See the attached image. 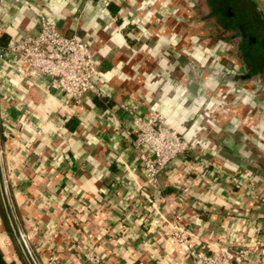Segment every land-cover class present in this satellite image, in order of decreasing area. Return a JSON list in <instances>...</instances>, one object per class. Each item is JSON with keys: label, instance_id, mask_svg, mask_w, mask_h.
Listing matches in <instances>:
<instances>
[{"label": "crops", "instance_id": "1", "mask_svg": "<svg viewBox=\"0 0 264 264\" xmlns=\"http://www.w3.org/2000/svg\"><path fill=\"white\" fill-rule=\"evenodd\" d=\"M194 8V0H0L8 41L37 32L41 18L86 41L103 92L74 101L44 76L4 80L5 64L25 65L0 45L2 164L32 250L74 263L93 243L100 264H191V250L250 245L251 228L264 223V153L254 147L264 142V83L248 76L261 64L252 56L249 66L234 47L235 60L209 66L221 38L196 29ZM122 105L160 113L193 143L156 183L138 166ZM4 127L13 133L3 136ZM176 214L189 250L171 234Z\"/></svg>", "mask_w": 264, "mask_h": 264}, {"label": "built area", "instance_id": "2", "mask_svg": "<svg viewBox=\"0 0 264 264\" xmlns=\"http://www.w3.org/2000/svg\"><path fill=\"white\" fill-rule=\"evenodd\" d=\"M5 51L20 60L25 67H13L8 63L3 68L4 80H22L31 75L44 76L50 89L61 92L63 97L79 101L86 93L102 97L103 92L95 85L97 62L95 54L86 41L75 34L64 35L47 18H41L39 29L27 33L20 39L8 41ZM131 116L133 148L141 171L149 181L158 180L160 173L178 157L185 156L193 143L176 129L166 125L162 115L152 111L141 115L134 106L122 105ZM2 134L13 133L4 127ZM182 217L175 215L171 226L172 236L186 246V234L179 226ZM251 243L241 247H219L207 252L188 251L191 264H241L251 258L256 264H264V223L251 228ZM27 239V238H26ZM32 249V248H31ZM39 264H100L102 255L97 246L89 243L75 262L64 260L57 251L44 254L42 249L32 250ZM42 262V263H41Z\"/></svg>", "mask_w": 264, "mask_h": 264}, {"label": "flooded vegetation", "instance_id": "3", "mask_svg": "<svg viewBox=\"0 0 264 264\" xmlns=\"http://www.w3.org/2000/svg\"><path fill=\"white\" fill-rule=\"evenodd\" d=\"M205 1L209 4V15L215 19L224 36L227 34V38L235 44L237 52L242 59L249 65L251 64L250 59H252V56L258 57V63L260 62L261 65L249 66L260 67L258 68L259 71L254 70L248 76L257 77L259 82L264 83V32L256 34V31L252 29L253 27L245 24L247 20L243 23L241 21L238 22L241 17L233 14L230 8L227 7L225 11L222 9L219 10L216 8L214 1ZM240 3L239 0H234L231 4H238V8L240 9Z\"/></svg>", "mask_w": 264, "mask_h": 264}, {"label": "rangeland", "instance_id": "4", "mask_svg": "<svg viewBox=\"0 0 264 264\" xmlns=\"http://www.w3.org/2000/svg\"><path fill=\"white\" fill-rule=\"evenodd\" d=\"M194 1H195V8L194 9H195V12L197 14V17L199 18L196 22L197 23L196 29L199 31L205 29L210 34L217 35L219 38H221L220 39L221 42L220 43L217 42V45H214V47H220V45H222V48H219L218 52H216L215 55L212 54V53H214V51H210V55H212V56H211V59H209V61L213 60L215 64L212 63V64H208V65L211 67L218 65L217 67H220L219 65H221V64H224V65L228 64V63H223V62L224 61H226V62L230 61V59H229L230 57L235 60V58L233 56V52L235 53V51H234L235 44L232 41H230L229 38H227V34H225V36H224V33L221 31L220 27L217 25L215 19L209 15V13H208V11H209L208 10L209 9L208 2H206L205 0H194ZM253 1L256 4V6L258 7V9H260L262 11V13L264 14L263 3H261L259 0L258 1L253 0ZM234 63H236V65H239V62H237V61H235ZM230 67H233L232 63L230 65ZM251 80L253 81L254 84L259 83L258 82L259 80L257 77H254ZM260 91H261V89H259V93H260ZM260 115H264V110L263 111L260 110ZM261 143H260V146H258V147L255 146L256 144H254V147H256L258 152L263 154L264 153V142L262 141ZM0 248L2 249V251L5 255V258L8 261L15 260L18 264H22L20 257H19V254L16 250V247L13 244L12 239L9 237V235L6 231V228L3 224L1 216H0Z\"/></svg>", "mask_w": 264, "mask_h": 264}, {"label": "trees", "instance_id": "5", "mask_svg": "<svg viewBox=\"0 0 264 264\" xmlns=\"http://www.w3.org/2000/svg\"><path fill=\"white\" fill-rule=\"evenodd\" d=\"M211 1L212 2L214 1L216 3V7L219 10L222 9L225 11L227 7L230 8L233 14H235L236 16L239 15L241 17V19L238 20V22L241 21V23H243L244 21L247 20L245 24L253 27L252 29L256 31V34L264 32V14L262 13L260 9H258V7L256 6L253 0H239L241 2L240 9L238 8V4L237 5L231 4L234 0H211ZM7 43H8V37L5 34L0 35V45L5 46L7 45ZM0 216H1V219L3 221V224L6 228V231L9 237L12 239V242L16 247V250L19 254L22 264H26L12 236V233L8 226V223H7L4 211L1 207V204H0ZM0 264H17V263L13 260L8 261L5 258L4 253L0 250Z\"/></svg>", "mask_w": 264, "mask_h": 264}, {"label": "water", "instance_id": "6", "mask_svg": "<svg viewBox=\"0 0 264 264\" xmlns=\"http://www.w3.org/2000/svg\"><path fill=\"white\" fill-rule=\"evenodd\" d=\"M0 204L4 211L12 236L26 264H39L22 231V228L20 226V223L18 221V218L16 216L11 201L10 192L8 189V185L4 174L3 164H2L1 148H0Z\"/></svg>", "mask_w": 264, "mask_h": 264}]
</instances>
